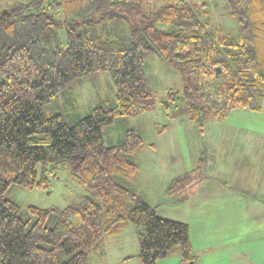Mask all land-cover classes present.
I'll return each instance as SVG.
<instances>
[{
  "label": "trees",
  "instance_id": "1",
  "mask_svg": "<svg viewBox=\"0 0 264 264\" xmlns=\"http://www.w3.org/2000/svg\"><path fill=\"white\" fill-rule=\"evenodd\" d=\"M205 5L28 0L0 9V264H89L90 252L103 256V238L127 221L142 228L141 264H156L174 248L180 264L195 261L188 223L160 216L132 183L141 136L128 128L106 145L102 128L149 109L146 58L152 52L178 69L190 122L202 127L234 108L264 110V0H226L235 37L211 32ZM216 66L225 70L218 82L212 78ZM94 72L109 74L111 106L96 105L73 121L50 111L57 95ZM204 77L224 96L220 106L203 90ZM63 168L86 191L65 208L31 206L39 216L30 221L4 197L12 183L46 189V173L55 176ZM191 176L173 178L167 191H183ZM49 216L52 225L46 224Z\"/></svg>",
  "mask_w": 264,
  "mask_h": 264
},
{
  "label": "rangeland",
  "instance_id": "2",
  "mask_svg": "<svg viewBox=\"0 0 264 264\" xmlns=\"http://www.w3.org/2000/svg\"><path fill=\"white\" fill-rule=\"evenodd\" d=\"M26 1L28 0H0V9ZM152 1L157 4L160 0ZM185 1L194 5L202 2L206 4L204 9L212 33L219 30L221 34L230 37L237 35L236 22L224 8L226 0ZM48 2L53 4L54 0H45V3ZM54 11L52 7L49 9V12ZM62 37L64 39L63 34ZM224 73V69H221L219 74L214 73L213 81L224 79ZM146 78L153 94L149 109L128 116H118L102 128L106 145L119 141L128 128L141 136L144 146L135 155L138 171L132 183L137 192L143 194V199L155 207L160 216L177 218L179 214L184 216V212L189 215L193 202L185 201L179 204L177 198L182 196L183 192L172 194L166 191L173 178L193 170L196 176L192 177L193 185L186 193H193V198L200 197L203 193L209 194L205 190L207 185L211 196L226 191L229 193L233 185H228L227 188L222 186L220 190L215 186L217 181L223 178L229 180L240 176L236 173L239 167L247 176H255L257 183L260 181L259 190L254 197L264 198V112L256 107L234 108L223 119L208 120L200 127L188 119V105L183 97L184 84L177 68L152 52L146 58ZM70 87V93L57 95L48 105L51 112L64 113L69 121L87 115L96 105L111 106L114 103V89L107 72L87 74L79 80H74ZM203 90L208 92L209 99L217 106L223 103L224 96L216 93L214 83H211L208 77L203 79ZM169 92L177 94L170 95ZM170 96H173V100H170ZM165 102L168 108L164 106ZM136 104L145 103L137 100ZM216 131L218 135L215 139L211 134ZM151 143L155 146L150 147ZM229 154L238 160L232 161L230 177L229 170L221 168L224 158ZM40 169L41 163H38V173ZM46 175L49 177L46 189H28L12 183L4 193L5 198L18 204V214L21 218L33 221L39 216L31 210V206L62 209L86 193L85 189L73 180L68 168L61 169L55 176L49 173ZM258 205L259 201L253 209ZM49 217L46 224L52 225L54 219ZM256 218L264 225V217L259 215ZM243 222L247 224L248 218L245 217ZM245 227L248 228L247 225ZM141 230L140 225L125 222L115 234L103 238V256L98 255L96 249L90 252L89 264H141L137 257ZM228 231L231 232L230 229ZM251 233L245 234L251 236ZM174 249L156 264H180L179 254ZM220 252L221 250L217 249L215 254L220 256ZM255 258L253 264H264V249L259 250ZM210 260L209 264H221V260L217 261L216 257L211 263ZM251 260L252 258L245 257L240 264Z\"/></svg>",
  "mask_w": 264,
  "mask_h": 264
},
{
  "label": "crops",
  "instance_id": "3",
  "mask_svg": "<svg viewBox=\"0 0 264 264\" xmlns=\"http://www.w3.org/2000/svg\"><path fill=\"white\" fill-rule=\"evenodd\" d=\"M259 110L264 112L262 109ZM211 135L212 138L216 139L218 131ZM154 146L153 143L150 144V147ZM232 161L238 160L235 156L229 154L224 158L221 165V168L229 170V177L231 176L230 169L233 168ZM192 171L190 173L192 176L189 177L190 185L181 191L183 195L177 198L179 204L185 201L193 202L191 212L189 215L184 212V216L179 214L180 216H177V218H172L188 223L191 247L195 255V261L191 264H209V260L213 255L212 259L214 257H216V260L220 259L221 264H240L245 257L252 258L251 262H246V264H253V259H256L255 255L259 250L264 249V225H261L260 219L256 218L259 215L264 217V198L254 197L259 190L260 181L257 183L255 176H247L239 167L236 173L240 176L229 180L223 178L217 181V184L213 183L216 184L217 190H220L222 186L227 188L228 185H233L234 187H230L229 193L226 191L210 196V191L206 188V185L205 190L209 194L203 193L200 197L193 198V193H186L189 187L193 185L192 177L196 176ZM138 193L143 197V194ZM257 201L260 205L253 209ZM247 207H249L248 210ZM245 217L248 218L247 224L243 222ZM231 224L233 225L230 226ZM229 229L231 230L230 233ZM213 232L216 234L213 235ZM247 232H252V235L247 236L245 234ZM253 232L261 234L256 235ZM217 249L221 250L220 253L223 256L215 254Z\"/></svg>",
  "mask_w": 264,
  "mask_h": 264
},
{
  "label": "water",
  "instance_id": "4",
  "mask_svg": "<svg viewBox=\"0 0 264 264\" xmlns=\"http://www.w3.org/2000/svg\"><path fill=\"white\" fill-rule=\"evenodd\" d=\"M215 71H216V73H219L220 72V67L216 66L215 67Z\"/></svg>",
  "mask_w": 264,
  "mask_h": 264
}]
</instances>
